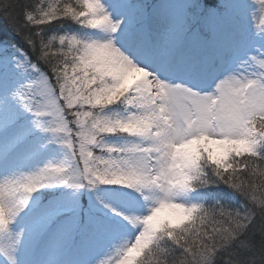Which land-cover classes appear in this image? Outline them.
<instances>
[{"label":"snow or ice","instance_id":"1","mask_svg":"<svg viewBox=\"0 0 264 264\" xmlns=\"http://www.w3.org/2000/svg\"><path fill=\"white\" fill-rule=\"evenodd\" d=\"M0 19V264H264V0Z\"/></svg>","mask_w":264,"mask_h":264},{"label":"trees","instance_id":"2","mask_svg":"<svg viewBox=\"0 0 264 264\" xmlns=\"http://www.w3.org/2000/svg\"><path fill=\"white\" fill-rule=\"evenodd\" d=\"M6 25V22L0 19V27H4Z\"/></svg>","mask_w":264,"mask_h":264}]
</instances>
